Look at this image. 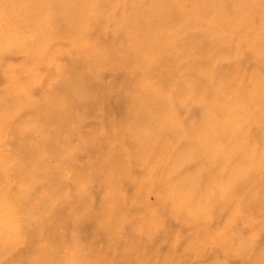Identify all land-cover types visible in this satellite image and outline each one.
<instances>
[{
	"label": "bare ground",
	"instance_id": "6f19581e",
	"mask_svg": "<svg viewBox=\"0 0 264 264\" xmlns=\"http://www.w3.org/2000/svg\"><path fill=\"white\" fill-rule=\"evenodd\" d=\"M1 1L11 2L12 7L9 11L0 12V47L21 45L23 33H38L44 28L50 32L55 28V22L62 23L70 31L72 47L77 46L71 53V56L75 55L61 66V72L68 73L60 82L63 98L48 91L42 101L35 104L30 102L29 107L34 109L35 116L29 126H32L35 135L38 132L43 135L40 139L43 151L53 152V155L63 159L67 154H61L60 148H74L75 139L71 132V123L75 121L74 110H82L85 115H90L97 109L109 111L118 108L115 106L117 98H113L111 89L101 82L99 70L107 67L114 70L129 68L131 76L140 74L148 79L154 78L159 88L153 89L151 83L145 82L135 96L121 92L128 110H123L121 117L111 126L127 124V129L110 142L117 147L119 156L94 158L92 154L96 150L92 140L83 142V149L76 147L73 155H67L78 160L86 148L91 151L92 165L99 160L111 167L104 181L111 183L115 190L108 194L104 210L97 216L101 218L103 214L107 219L96 225L93 232L86 230L88 219L97 215L88 197L82 196L80 199L73 193L64 195L60 182L66 183L67 180L60 167H52L44 160L37 161L28 146H22L18 154L20 159L11 168L16 174L13 178L21 180L24 187L0 183V218L8 217L10 223L7 232H0V258L6 259L0 264H116L113 260L106 261L105 257L98 256L89 242L97 234H102L113 244L115 232L126 234L138 229L144 233L143 240L124 244L126 250L135 252L144 243L152 246L157 240V233L169 231L165 224L143 220L151 214L153 206L144 204L142 197L158 180L157 189L166 199L159 198L157 209L162 204L172 205L191 220H200L214 209H226L239 201L238 213L234 217L240 218L243 211H250L264 219V116H257L264 111V54L255 52L264 51V42H260L264 22H256L263 17L264 0ZM96 3H103L104 10L94 9ZM56 8H60L57 17ZM106 10L111 11L108 21L115 25L109 32H104L99 26ZM191 24L216 35H211L203 43L194 37L189 28ZM126 28L131 30V43L121 44L118 36ZM248 29L252 30V36L250 40L247 39L246 47L256 69L239 80V63L243 60L239 58V51L246 48L239 47V38L246 36ZM219 30L222 34L218 35ZM96 31L111 33L113 41L103 47L95 45L89 36ZM40 44L46 47L51 45L49 38ZM193 50L205 54H200L198 59L180 68L184 72L197 73V79L186 82L177 76V64L184 56L190 60ZM212 53L233 58L235 67L232 72L218 70L214 62L216 56ZM67 54L68 51H65ZM167 54L170 55L166 57ZM55 59L58 60V55L50 63H54ZM115 59L117 62L114 63ZM133 61L139 67L134 69L131 66ZM35 80L37 78L33 73L26 81L13 75L10 91L23 86L21 91L25 93L32 88ZM224 80L227 87L219 85ZM128 83V80L124 81V85ZM202 87L207 91L200 94ZM230 88H234L233 97L226 105L220 106L221 96ZM168 89L170 92L167 93ZM213 91L215 100L199 117L195 116L191 104L205 102L206 94ZM17 106L21 107L22 102ZM181 109L186 110L185 120L181 125H176L175 113ZM4 110L0 104V116L7 115L9 110ZM140 127L144 128L143 131ZM128 144L137 146L139 150L132 154L131 159L154 167L147 172V184L143 181L121 183L127 174L131 156H126ZM192 162L197 164L194 172L187 170V165ZM158 169L167 170V176L159 178ZM4 176L0 171V180ZM118 185L120 188L141 186L138 197L141 204L137 205L120 194ZM163 187L167 189L165 195ZM111 197L115 204L112 200L110 202ZM67 199L73 201L76 209L72 215L64 217L61 208ZM200 202L204 204L205 214L197 210ZM130 203L136 205L135 210L130 215L123 214ZM33 216L38 220L33 222ZM19 220L27 223L17 224ZM50 225L54 229L67 228L84 239L87 247L71 248L70 255L64 259L63 244L46 235ZM213 236L220 239L214 244V249L232 242L242 244L240 249L239 244L232 245L235 248L230 247L231 258L237 254L251 253L252 246L246 245L250 244L246 237L242 234L236 236L230 227L213 233ZM38 237L48 239L45 248L35 246ZM190 241L195 244L192 245L196 248L194 254L201 256L214 240L191 237ZM22 248L27 249L22 251ZM260 252L261 257L264 256V247ZM261 257L251 260V263L245 261L244 264H264Z\"/></svg>",
	"mask_w": 264,
	"mask_h": 264
},
{
	"label": "rangeland",
	"instance_id": "374dc122",
	"mask_svg": "<svg viewBox=\"0 0 264 264\" xmlns=\"http://www.w3.org/2000/svg\"><path fill=\"white\" fill-rule=\"evenodd\" d=\"M96 1L98 2L99 0ZM95 5L96 6L93 7L94 9L104 10L103 3H99L98 5L96 3ZM11 7V2H3L0 0V12L9 11ZM55 12V16H58L60 8H56ZM110 14L111 11L106 10L99 21V26L104 30V32H109L115 28V25H112L111 22L108 21ZM129 15L130 14H128V16ZM262 15V19H259L256 22H264V13ZM53 24L55 28L50 32H46L44 28L42 32L38 33H23L21 36V45L23 46L14 44L10 47L7 46L8 48L0 47V104L5 109V112L9 110L7 111V115L0 116V171L5 174L3 179L0 180V183L24 187L21 180L13 178L16 174L11 166L16 160L20 159L18 154H20L19 150L22 149V146H28L37 161L44 160L52 167H60L64 179L67 180L66 183L60 182L61 191L64 192H62L64 195L65 193L67 195L73 193L76 196H79L80 199H82V196L86 198L88 197V202H91L97 215L88 219L89 222L86 226V230L88 232H93L96 225H99L104 218L107 219V217H104L103 214L101 215V218L97 216H100L103 212L109 197L108 194L115 190L111 183L104 181V178L107 176L111 167L99 162V160L98 163L92 165L91 157L89 155L91 151L86 148L83 150V156H81L78 160L67 155H73V149L76 150V147L82 148L83 142L92 140V144L96 150L92 154V156L94 155V158L119 156L117 147L112 145L110 142L117 139L116 137H119L120 134L125 132L127 129V124H122L121 127L111 126L114 121L121 117V112L123 110H128V104L124 101L122 96L137 95L145 82L149 84L151 83L153 89L159 88V85L153 81L155 80L154 78L148 79L140 74L134 77L131 76L132 74L130 75L131 71L129 68L119 67L121 69L114 70L107 67L102 71L99 70L100 80L104 85L111 89L113 98H117L116 101L118 102L115 106L118 108L109 111H104L101 108L94 110L90 115H85L82 110H74L73 115L75 121L72 120L74 122L71 123V132L73 133V137L75 139L74 148H60L61 154H67L63 159L58 158L55 154L53 155V152L43 151L40 146V139L43 135L39 132L35 135L33 133L34 130L32 129V126H29V122H31L33 120L32 117L35 116L34 109L29 107L30 102L35 104L42 101L48 91L52 92L53 95H61L60 82L68 76L67 72H61V66L66 65L69 62L71 53L74 49H77V46L72 47L73 42L70 31L63 27L60 22H55ZM189 28L194 33V37L201 40L203 43L206 42L211 35H216V33L211 34L210 32L208 34V31L201 30L192 24ZM130 31V29L126 28L121 34H119L118 37H120V40L122 41L120 42L121 44L131 43ZM222 32H224V29ZM222 32L219 30L218 35L220 33L222 34ZM251 36L252 30L248 29L246 36L239 38V47H246L248 44L247 39ZM90 37L94 41L95 45H101V47L113 41L111 33L101 34L99 31H96L92 32L89 38ZM47 38H49V45H51L47 47L41 45L40 42L42 40H47ZM260 42H264V30L260 36ZM65 51H68L69 54L65 55ZM255 52L262 55L264 54V51L262 52L261 50H257ZM117 54H119V50H117ZM200 54L203 56L205 53L193 50V56L190 60L185 56L181 57L177 64L179 67V70H177V76L180 78L182 77L186 82L197 79V73L184 72L183 70H180V68L192 63L193 59H198ZM212 54L217 57H215L216 59L214 58V62L218 70H221L224 73L232 72L235 67L233 58H223L217 53ZM56 55H58V60L55 59L54 63H50V60ZM74 55L75 54L71 57ZM169 55L170 54H167L166 57ZM249 56L250 51L247 47L243 51H239V58H243L242 62L239 63V80L244 79L248 73L256 69L254 60H252ZM115 62H117V59L114 60V63ZM131 66L134 69L139 67L138 63L135 61L131 63ZM168 67L171 68L172 66ZM32 73L35 74L37 80L33 82L31 89H27L25 93H22L21 89L23 86H18V89L10 91L12 85L11 77L13 75L21 81H26L27 77H29ZM119 76L120 81L118 80ZM126 80L129 82L128 85H124V81ZM226 82L227 81L225 80L221 81L219 85L221 87H227ZM122 91L123 95L121 93ZM200 91V94L205 93L207 89L202 87ZM233 91L234 88H230L221 96L219 100L220 106H224L228 103L230 98L233 97ZM168 92H170V89L167 90V93ZM115 93L118 95L114 96ZM61 96L63 98L64 95L62 94ZM215 97V92L213 91V93L206 94L205 102H193L191 104L192 113L199 117L201 113L209 107L208 104L215 100ZM24 100L26 103H24ZM20 102H22V106L18 107L17 105ZM239 110L242 109L239 108ZM176 113L175 123L176 125H181L185 120L186 110L181 109L180 111H176ZM262 113L263 114H257V116L263 117L264 111H262ZM143 129L144 128L140 127V130L143 131ZM95 134L97 135L96 137H94ZM126 152V156H131H129L130 160L128 161L129 167L126 172L127 174L123 177V181L121 183H124L125 181H128L129 183L132 181H143L147 184L146 181L149 180V178L146 179L147 172L152 170L154 167L152 168L150 164L141 162L140 160L131 159L132 154L139 152L137 146H130L128 144ZM41 163L44 164L43 161H41ZM196 168L197 164L194 162L187 165V170L190 172L196 171ZM167 173V170H157L159 178L166 177ZM158 182L159 180L157 183ZM157 183L152 185L151 189L147 190L144 197H142L144 204L147 206H153L151 214L147 215V217L143 220L146 222L157 221L158 223L165 224L167 229H169L168 233H165V231L162 230L163 232L157 233V240L152 246L146 245V243H144V245L140 244L139 249L135 252L129 249L126 250L124 244L128 245L130 242L132 243L133 241H139L142 239L144 233H141V229L134 230L126 234H118V232H115L116 236L113 241L115 246H113L111 241L104 237V235L97 234L95 239L89 242V244L93 245V249L96 251L98 256L105 257L106 261L113 260L116 264H175L179 262L180 264H214L217 262L224 264H244L245 261L251 263V260L261 257L260 251L264 247V219L261 215L258 216L250 211H243L240 218L238 216L234 217L233 215L238 213L236 210L239 208V201H237L226 209L212 210L205 218L200 220H191L187 216L180 214L173 208L172 205L168 206L162 204L160 209H157L156 205H158L159 198L162 195L160 190L157 189ZM122 186L124 187V184H122ZM123 187L120 188L119 185L117 186L118 190L121 189L119 193L127 198H130V201L140 205L141 203L139 202L138 197L141 186L139 187L137 185H133V187ZM163 190H166L164 193L165 195L167 189L163 187ZM111 195L113 197L112 193ZM112 197L110 202L111 200L112 202L114 200ZM162 199L166 198L163 196ZM198 205L197 210L202 212V214H205L204 204L200 202ZM119 206L120 204L118 205V208ZM135 206L136 205L130 203L126 206V208L123 207V214L130 215L132 211L135 210ZM74 208L73 201L71 199H67V201L63 203L61 213L64 217L70 216L74 213L76 209ZM37 220L36 216H33V222ZM25 223L27 222H23L22 220L17 221V224L20 225H24ZM9 226L10 223L8 217L0 218L1 233L7 232ZM226 227H230L236 236L242 234L246 237V239L250 242V244L246 245L252 246L251 253L249 252L246 255L237 254L231 258L230 247L235 248V246L232 245L239 244L238 242H232L228 246L214 249V244L220 241V239L213 236V233H217L219 230H223ZM48 228L49 229L46 235L48 237L51 236L53 239L60 240V244H63L62 254L64 259L70 255L69 252L71 248L75 249L76 247H87V242L84 239L77 237L65 227L54 229L50 225ZM115 231L117 230L115 229ZM139 233L141 234L140 236ZM191 237H195V239L199 240L209 238L214 241L211 242L212 244L209 245V249H206V252L203 255L196 256L194 254L196 248L192 246L195 244L190 241ZM143 238L145 239V237ZM47 242V238L38 237L34 244L37 247L40 246L41 248H45L48 244ZM241 245L242 244H239V249ZM20 246L22 247L21 244ZM24 249L27 248H22L21 250L25 251ZM261 259L264 260V256H262ZM5 260L6 259L3 257L0 258L1 263Z\"/></svg>",
	"mask_w": 264,
	"mask_h": 264
}]
</instances>
